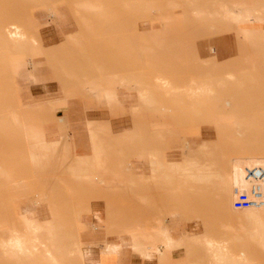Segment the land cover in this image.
<instances>
[{
  "label": "rangeland",
  "instance_id": "374dc122",
  "mask_svg": "<svg viewBox=\"0 0 264 264\" xmlns=\"http://www.w3.org/2000/svg\"><path fill=\"white\" fill-rule=\"evenodd\" d=\"M101 7L105 16L90 12ZM221 7L229 12L224 18L214 15ZM54 8L66 14L67 30L55 22ZM191 9L192 19L209 24L188 18ZM238 9L239 19L232 14ZM223 20L241 26L240 33L210 27ZM17 30L27 43L21 51L10 39ZM34 68L45 82L31 74ZM29 76L34 84L26 83ZM203 81L213 95L198 86ZM102 84L113 87L104 90L113 95L106 99L110 106L98 107L90 94ZM120 93L124 109L116 111L111 103ZM73 105L83 111H60ZM87 119L93 152L82 160L77 149L83 139L71 125ZM50 131L61 139L47 141ZM139 157H148L149 166L138 165ZM262 160L264 0L250 7L224 0H0V170L7 172L0 176V200L33 198L57 207L52 219L40 223L50 224L40 235L45 243L53 238L58 264H84L78 253L83 249L105 264L82 245L81 226L119 235L126 227H165L162 222L211 215L237 223L220 225L227 234L217 238H177L180 245L155 262L136 249L135 256L150 264H180L172 254L182 246L183 264H222L206 244L211 239L226 246L237 260L231 264L264 263V208L256 209L262 218L254 233L244 209L233 206L237 193L224 181L233 165L244 171V161ZM93 202L107 205L106 221L120 216L123 223L116 229L98 223V212L97 223H82ZM27 264L50 262L41 256ZM125 264H132L130 256Z\"/></svg>",
  "mask_w": 264,
  "mask_h": 264
},
{
  "label": "crops",
  "instance_id": "0c3cea01",
  "mask_svg": "<svg viewBox=\"0 0 264 264\" xmlns=\"http://www.w3.org/2000/svg\"><path fill=\"white\" fill-rule=\"evenodd\" d=\"M220 0H213V2H219ZM228 4V6L232 7L234 5H241L243 7H250L254 4L255 0H224ZM193 9V8H192ZM187 13L188 18H191V11ZM55 11V22L61 27L63 31L67 30L66 28L69 27L68 24V18L66 14L63 11H60L57 8H54ZM94 16H105L106 12L104 10V7H101L99 11H90ZM196 23L202 24L201 21L198 19H192ZM98 19L94 18L91 26L95 25L97 23ZM101 22V19H100ZM223 23L215 24L211 23L210 27H213L215 25H222L225 27H229L230 30L240 33V27L239 25L232 24L228 21H221ZM209 24V22L202 24L204 27ZM251 40H248L250 42ZM251 44V42L249 43ZM211 50L216 51L215 48H212ZM32 75H35L36 78H38L40 81L45 82V77L41 73V71L38 68H34L31 71ZM27 79V84L29 85V77ZM61 79V76L58 77V82ZM100 79L93 80L90 82L91 86H95V83L98 82ZM198 86L203 87V89H206L209 91L211 90V95H213V87L209 86L207 82H202L198 84ZM113 88L112 86H104L101 85V88L98 90H92L90 89V94L95 97L96 104L98 107L102 106H110L106 99L104 98V90L106 88ZM151 96V92H148ZM68 94V92H67ZM141 97V92H140ZM202 98L205 97L201 96ZM150 102V100H149ZM122 99H121V93L119 98H117L113 103H111V106L116 111H123ZM115 106V108H114ZM60 111H66V112H79L83 111V109L79 108L77 105H73V108H67V109H61ZM88 112H95L96 110H87ZM99 121V120H95ZM92 120H81V121H73V124L71 125L75 131V134L77 137H79V141L83 139V142H80V145L83 147H79L77 149L78 153L77 155L83 160L89 157L93 152V146L91 147V140L88 139L87 129H90L93 127ZM156 127V125H154ZM159 127V126H158ZM156 128L152 129L151 133H155ZM58 132L56 131H50L45 134V139L49 142H55L61 139V136H58ZM79 143V142H78ZM93 144V141H92ZM80 159V160H81ZM103 160V156L100 158ZM138 165L145 168L149 166V158L148 157H139L138 158ZM114 185V183H112ZM6 188H11V185L5 186ZM5 191H10V189H5ZM55 208V205H48L47 203L43 201H39L37 199H27L23 198L20 200H0V262L4 264H17L11 260H9L4 253L1 251V243L3 241L8 240L13 232H19L20 234L25 231V225L24 220L27 216L36 218V220L39 223H43L44 221L50 220L53 218L51 214V208ZM107 205H104L103 202H93L90 205L91 211L88 213H85L81 215L80 219L82 223L87 225H93L97 223L96 216L94 212H98L101 215V222L98 223H110L113 228H117L119 225L123 223L122 218L120 216H112L110 221H106L105 217V210ZM57 208V207H56ZM235 217H228V216H204L198 218L196 221H165L162 222L165 227L169 229V232L171 235H173L176 238L182 239L185 236H197V235H203L205 233L212 235L213 237L217 238V235L221 234H227L224 232V227H221L220 225L225 224H232L237 223L233 222L231 220H234ZM203 220H206L204 222ZM65 221H63L64 223ZM11 224V225H10ZM156 223H153L154 225ZM208 225V227L204 226ZM151 226V225H148ZM12 227V228H11ZM59 232H57L58 234ZM7 235V236H5ZM4 238V239H2ZM7 238V239H6ZM78 238L82 241V245L84 247H89L93 252L97 253L99 256L100 261H103L105 264H125V258L126 256H130L132 264H150L149 262H142L139 257L135 256L130 243L127 241L123 242L120 236L117 235V233H111L108 234L107 229L105 227H95L90 226L87 228H83L82 226L78 229ZM108 243H120L121 247L119 251L116 252H104V246ZM173 257L176 259L179 258L180 264L184 263L185 256L187 255L184 251V247H179L178 249L174 250ZM248 258L253 260V256L250 254H247ZM249 264H264V263H258L252 261V263Z\"/></svg>",
  "mask_w": 264,
  "mask_h": 264
},
{
  "label": "bare ground",
  "instance_id": "6f19581e",
  "mask_svg": "<svg viewBox=\"0 0 264 264\" xmlns=\"http://www.w3.org/2000/svg\"><path fill=\"white\" fill-rule=\"evenodd\" d=\"M199 14L203 15L205 13L196 12V15ZM232 14H234V17L237 19L241 17V12L239 9ZM214 15L216 17L224 18L229 15V12H225L221 7L217 8V10L214 12ZM247 19L250 20L251 18L247 17ZM24 37L25 35L19 32L18 30L10 33L11 43L15 44L17 51L24 50V48L26 47L27 43L22 41ZM30 77L31 76H29V85L34 84L32 77ZM35 85L39 86L37 84ZM191 92L196 93V91L194 90H192ZM141 96L144 97L145 95L142 94ZM104 98L109 100L113 98V95L109 92V90H106L104 92ZM243 166H245V170L241 171L239 166L233 165L231 171L227 172L224 177V181L227 183L228 186L232 187L234 193L249 191L253 181L248 177L247 171L248 169L264 168V160L260 161L259 164L256 165H254L252 162L244 161ZM0 176L2 178L6 177L7 172L4 169H1ZM260 188L264 194V179L260 180ZM258 208L263 209L264 205L258 207L244 208L245 214L250 218L251 222L253 223L252 231L254 233H258L261 229L260 222L262 216L256 211V209ZM23 222L25 225V231L21 234L19 232H13V234L8 240L3 241L1 243L2 253H4L9 260L21 264H27L32 261L39 260L41 256L46 261H49L50 264H58L53 252V238L49 237L46 243L42 242L41 240V231L44 228H50V224L46 223L45 225H42L37 222L36 218L30 216H27ZM118 236L121 237L123 242L127 241L128 243H130L132 250H139L144 259L152 260L154 262L157 261L158 257L171 253V250L175 247H178L181 242L170 234L169 229L167 227L163 226H157L154 228H147L141 226L126 227L123 229V232ZM206 244L209 248L215 250V252L217 253L216 258H218L217 260L222 262V264H231L233 262H237L235 258L228 255L227 248L225 245L219 243L216 244L211 239H206ZM120 247V243H110L109 245L105 246V249L106 252L111 253L119 251ZM78 253L80 254L81 260L84 264H99L97 256L91 253L89 250L83 249L80 250Z\"/></svg>",
  "mask_w": 264,
  "mask_h": 264
},
{
  "label": "built area",
  "instance_id": "2783aa9c",
  "mask_svg": "<svg viewBox=\"0 0 264 264\" xmlns=\"http://www.w3.org/2000/svg\"><path fill=\"white\" fill-rule=\"evenodd\" d=\"M247 174L253 183L249 191L237 192L233 206L238 210L264 205V194L260 188V180L264 179V168L248 169Z\"/></svg>",
  "mask_w": 264,
  "mask_h": 264
}]
</instances>
